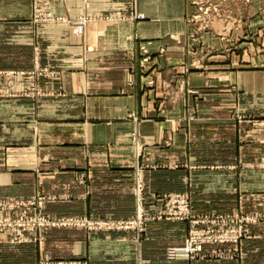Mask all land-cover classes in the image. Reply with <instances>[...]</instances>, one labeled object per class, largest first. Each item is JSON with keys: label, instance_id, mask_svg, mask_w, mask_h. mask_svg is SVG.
Segmentation results:
<instances>
[{"label": "crops", "instance_id": "obj_1", "mask_svg": "<svg viewBox=\"0 0 264 264\" xmlns=\"http://www.w3.org/2000/svg\"><path fill=\"white\" fill-rule=\"evenodd\" d=\"M91 1L87 9L83 0H62L59 10L68 17L95 16L91 32L84 37L66 30L37 32L29 36V45H21L15 32L7 30L17 22L15 17L0 21V70L32 68L34 47L41 45L42 63L56 72L52 79L43 80L48 91L43 96H23L21 80H0V200H27L43 193L47 214L97 221L133 219L141 210L146 220L142 236L134 229H47L45 258L52 264L76 260L88 264H250L244 243L241 252L232 256L230 243L205 244L196 257L168 255L171 247L183 245L191 224L164 218L160 195L173 191L167 186L175 183L177 175L191 188L196 169L214 167L200 160L197 145L177 149L176 137L186 135L185 129L169 128L167 121H176L177 113L159 108L169 97L160 95L169 85L166 73L184 70L189 3ZM135 10L146 19L103 16L107 12L129 15ZM38 35L46 41L40 43ZM142 47L150 55L146 69L139 63ZM168 79L173 85L177 82L175 77ZM169 100L176 102L175 97ZM136 132L146 141L140 154L133 142ZM168 135L174 137L169 148L162 142ZM139 168L146 183L142 209L135 195ZM31 243L21 246L33 247ZM213 249H220L222 255H215ZM254 260V264H264L261 258ZM1 261L18 264L6 257ZM34 262L38 264L37 257Z\"/></svg>", "mask_w": 264, "mask_h": 264}, {"label": "rangeland", "instance_id": "obj_2", "mask_svg": "<svg viewBox=\"0 0 264 264\" xmlns=\"http://www.w3.org/2000/svg\"><path fill=\"white\" fill-rule=\"evenodd\" d=\"M61 1L0 0V21H4L2 17H15L17 22L7 30L15 32L21 45L31 43L28 40L31 33L45 34L66 30L73 36L84 37L87 32H91L95 16L91 13H81L68 17L59 11ZM83 1L85 8L90 9L92 1ZM187 2L191 7L187 17L190 29L185 42L177 40L184 42L182 51L184 70L180 74H177V70L166 73L169 85L162 89L160 95L169 97L165 104H159V108L176 111L177 120L167 121L169 128L173 129L176 125L185 129L186 135L176 137L177 149L188 150L190 145H197L200 160L213 164L214 167L198 168L195 175L193 171L191 188L189 183L181 182L177 175L175 183L171 182V185L167 186L173 191L160 195L163 198L161 202L163 217L181 220L169 218L171 196L191 194L194 215L202 217L225 215L224 217L229 218V225L224 226L229 229L231 241L223 242L231 244L229 255L241 252L244 243V251L251 257L250 264H254L256 258L264 260V0H187ZM103 16L146 19V15L137 10L129 15L107 12ZM63 23L65 25L62 28ZM38 38L40 43L45 40L44 36L41 39L38 35ZM142 49L144 55L141 56L139 63L142 64V69H146L150 55L148 48ZM164 50L165 48H160L161 53ZM41 51L42 46L35 45L32 68L26 66L20 71L0 70V80L3 77H7L8 80H21L23 83L21 94L25 97L47 94L48 91L42 82L46 78L52 79L56 72L51 70L49 64L42 63ZM145 74L147 73L143 72V75ZM174 77L177 82L173 85L168 78ZM172 97L176 98L175 103L170 102L169 98ZM155 117L157 116L151 119ZM173 140L174 137L168 135L162 142L169 148L174 143ZM133 142L135 150L140 154L146 141L136 132ZM145 188L142 169L139 168L135 178V195L140 209L144 201ZM45 202L43 193L27 200H0V264L3 257L18 264L19 262L35 264L36 257L38 264H52L50 259L45 258V244L47 234L49 235L47 229L51 227L81 226L93 231L99 229L89 228L93 224L107 223L116 225L114 228L117 229H134L139 236L145 231L146 220L141 210H138V215L133 219L116 222L97 221L81 216L53 217L47 214ZM69 220L72 222L63 223ZM131 221L137 223L135 227L121 226ZM211 225L216 230L213 234L219 235L221 231L217 229L222 227L220 223L217 225L209 222L198 223V227L203 230L212 228ZM240 228L241 236L238 242H234ZM29 242L35 245L21 246ZM210 243L221 242L206 244ZM42 244L44 248L41 249ZM212 252L215 255H222L220 249H213ZM70 264L79 262L71 261Z\"/></svg>", "mask_w": 264, "mask_h": 264}, {"label": "built area", "instance_id": "obj_3", "mask_svg": "<svg viewBox=\"0 0 264 264\" xmlns=\"http://www.w3.org/2000/svg\"><path fill=\"white\" fill-rule=\"evenodd\" d=\"M139 192H141V184H139ZM172 200V206L169 208L168 215L170 216L169 218H177L181 220H187L190 221L191 223V229L190 233L185 239V242L182 246H176V247H171L168 251V254L170 257H179V256H184V257H195L196 255H199L204 248V245L207 242H230L231 239L228 235L229 229H227L226 226L224 225H229V218L224 217L225 215L217 216V215H207V216H199V215H194L193 210L191 207V199L190 196L187 194H176L171 196ZM141 215V214H140ZM142 217V216H141ZM141 219V218H140ZM65 222H72V221H64ZM76 222H80L76 220ZM199 222H209L212 224H221L217 229V231H221L219 235H214L213 232L216 231L215 228H208V229H201L198 227ZM137 223L135 221H131V223H126L121 225L122 227L125 228H132L135 227ZM207 224V223H206ZM120 225V224H119ZM106 227L107 229H112L114 227H117L116 225H110V224H105V225H92V227L89 228H100V227ZM216 227V226H215ZM238 236L237 239H234V242H238L239 237L241 236V228L238 229ZM79 264H86V263H81Z\"/></svg>", "mask_w": 264, "mask_h": 264}]
</instances>
